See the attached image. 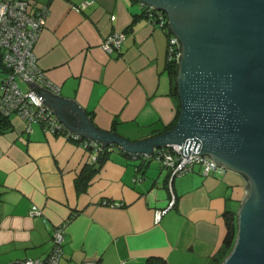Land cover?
<instances>
[{"label":"crops","instance_id":"crops-1","mask_svg":"<svg viewBox=\"0 0 264 264\" xmlns=\"http://www.w3.org/2000/svg\"><path fill=\"white\" fill-rule=\"evenodd\" d=\"M42 3L49 13L34 50L59 95L72 98L98 127L132 140L176 121L169 28L153 24L142 1L29 0L28 10ZM116 31L126 39L108 52L103 39ZM11 121L0 132V264L45 259L61 225L59 264H147L150 257L159 264H214L226 234L224 213H237L247 193L241 174L218 168L204 176L196 165L171 181L159 159L119 147L92 170L91 150L81 140L38 122L29 133L16 113ZM159 210L165 213L157 221Z\"/></svg>","mask_w":264,"mask_h":264},{"label":"water","instance_id":"water-1","mask_svg":"<svg viewBox=\"0 0 264 264\" xmlns=\"http://www.w3.org/2000/svg\"><path fill=\"white\" fill-rule=\"evenodd\" d=\"M140 1L165 11L179 40L181 109L173 127L132 140L98 127L72 98L25 79L30 92L69 129L103 147L152 154L180 144L184 156L192 149L241 174L247 193L235 244L221 264H264V0Z\"/></svg>","mask_w":264,"mask_h":264},{"label":"built area","instance_id":"built-area-1","mask_svg":"<svg viewBox=\"0 0 264 264\" xmlns=\"http://www.w3.org/2000/svg\"><path fill=\"white\" fill-rule=\"evenodd\" d=\"M144 5L154 8L142 2ZM85 4V3H84ZM27 0H0V55L1 61L9 69L0 83V110L3 113L18 114L26 123L27 132L33 131V124L40 123L45 131L59 133L69 139L81 140L85 146L91 149V162L97 160L103 146L93 139L82 137L80 134L69 129L54 113L53 109L45 105L36 93L31 89H23L19 80H34L36 83L46 87L53 93L60 92V86L52 81L38 63L34 50L40 32L46 23L49 8L43 4L35 12L28 10ZM156 10V8H154ZM160 12H165L159 10ZM166 13V12H165ZM153 24L170 28L169 18L166 15H159V20H152ZM126 39L125 31H116L107 35L102 42L103 48L108 52L120 50ZM179 40L175 33L170 31L167 45V61L176 62L180 60ZM183 145L173 144L155 149L152 154L134 153L144 158H157L163 162L166 168L171 170V181L176 176L192 172L196 165H200L201 173L204 176L212 174L220 165L213 161L209 155H192L193 150L189 149V156H184L180 149ZM132 153V152H130ZM171 205L175 203V196ZM108 203V202H106ZM110 206H120L122 203H108ZM38 214V210H34ZM165 210L156 213V220L159 221ZM66 225L58 226L53 234V248L50 254L43 260H24L23 264H59L63 255L65 242ZM82 264H96L95 261H85ZM121 264H126L122 262Z\"/></svg>","mask_w":264,"mask_h":264},{"label":"trees","instance_id":"trees-1","mask_svg":"<svg viewBox=\"0 0 264 264\" xmlns=\"http://www.w3.org/2000/svg\"><path fill=\"white\" fill-rule=\"evenodd\" d=\"M27 1L29 2V0H27ZM43 4H46V3H42L40 6H42ZM39 7H38V9H39ZM38 9H36L35 11H37ZM159 10H161V9L155 10L154 8H150L146 5H144V14L148 17V19L151 22H152V20H159V15H161V14L166 15L165 12H160ZM170 31H172L171 28H169V33H170ZM0 59H1V55H0ZM177 66H178V64L174 61L167 63V70L170 73L172 81H173V92L175 94V98L177 101V108H178L176 121L171 126L167 127V129H170L171 127H173L175 125V123L177 122V119L179 117V113H180V109H181L180 96L178 93ZM7 72L9 73V69L6 68L5 64H3L2 61L0 60V74H2V79L4 77V74ZM2 79L0 80V83L2 82ZM11 115L12 114H10V113H3L0 110V132H3L5 130L9 129L10 127H12ZM25 129H26V124H25ZM111 150H112V148H110V147H103V149L101 150V152L98 155L97 160L90 163V165H91L90 168L92 170L99 169L100 164H101V160L103 158H105L106 155H108ZM123 152L128 154V155H131V156L135 155L134 153H130V152L125 151V150H123ZM138 156L139 155H137V157ZM224 219H225V225H226V234H225V237L223 239V243H222L221 247L219 248L216 255L213 257L214 264H221L227 258V256L230 254V252L233 249V246L235 244V239L237 236V230H238L237 213L234 211H226L224 213ZM159 260H160V258H158V257H150L147 261V264H159Z\"/></svg>","mask_w":264,"mask_h":264},{"label":"rangeland","instance_id":"rangeland-1","mask_svg":"<svg viewBox=\"0 0 264 264\" xmlns=\"http://www.w3.org/2000/svg\"><path fill=\"white\" fill-rule=\"evenodd\" d=\"M2 79V74H0V80ZM115 147H119L118 145H116ZM120 149H122L121 147H119Z\"/></svg>","mask_w":264,"mask_h":264}]
</instances>
